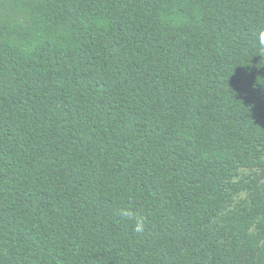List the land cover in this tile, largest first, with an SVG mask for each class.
I'll use <instances>...</instances> for the list:
<instances>
[{
	"label": "trees",
	"instance_id": "trees-1",
	"mask_svg": "<svg viewBox=\"0 0 264 264\" xmlns=\"http://www.w3.org/2000/svg\"><path fill=\"white\" fill-rule=\"evenodd\" d=\"M0 264H264V0H0Z\"/></svg>",
	"mask_w": 264,
	"mask_h": 264
},
{
	"label": "clouds",
	"instance_id": "clouds-1",
	"mask_svg": "<svg viewBox=\"0 0 264 264\" xmlns=\"http://www.w3.org/2000/svg\"><path fill=\"white\" fill-rule=\"evenodd\" d=\"M124 214L127 215L126 212ZM142 227H143V225L141 223H137L136 230L140 231L142 229Z\"/></svg>",
	"mask_w": 264,
	"mask_h": 264
}]
</instances>
